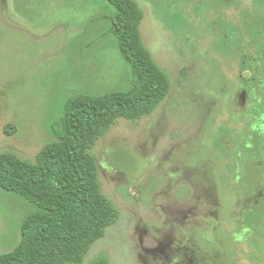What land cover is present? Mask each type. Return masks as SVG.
Listing matches in <instances>:
<instances>
[{
  "label": "rangeland",
  "instance_id": "obj_1",
  "mask_svg": "<svg viewBox=\"0 0 264 264\" xmlns=\"http://www.w3.org/2000/svg\"><path fill=\"white\" fill-rule=\"evenodd\" d=\"M135 1L171 89L152 114L119 119L93 147L120 219L83 264H264L263 241L243 223L262 196L244 150L264 129V36L246 32L247 19H264V0ZM114 14L106 0H0V156L36 163L67 98L129 84ZM34 210L0 189V255Z\"/></svg>",
  "mask_w": 264,
  "mask_h": 264
},
{
  "label": "trees",
  "instance_id": "obj_2",
  "mask_svg": "<svg viewBox=\"0 0 264 264\" xmlns=\"http://www.w3.org/2000/svg\"><path fill=\"white\" fill-rule=\"evenodd\" d=\"M106 1L115 9L109 19L110 33L129 66V84L102 95L78 93L67 98L60 119L49 126L53 140L36 163L13 153L0 156V189L35 207L22 224L21 240L0 255V264H83L92 246L120 219L117 207L102 193L91 151L119 119L134 121L152 114L168 97L171 82L143 41L144 12L139 4ZM262 18L246 20L250 37L264 36V30L256 29ZM244 154L248 172L252 176L260 172L263 178L249 185L251 190H261L262 196L243 223L264 243V129L253 131ZM95 264L110 263L104 259Z\"/></svg>",
  "mask_w": 264,
  "mask_h": 264
}]
</instances>
